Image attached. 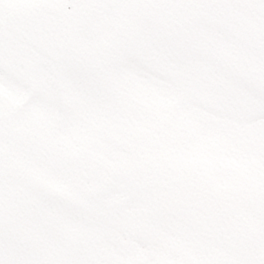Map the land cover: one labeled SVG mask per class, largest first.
<instances>
[{
  "label": "snow or ice",
  "instance_id": "1",
  "mask_svg": "<svg viewBox=\"0 0 264 264\" xmlns=\"http://www.w3.org/2000/svg\"><path fill=\"white\" fill-rule=\"evenodd\" d=\"M0 264H264V0H0Z\"/></svg>",
  "mask_w": 264,
  "mask_h": 264
}]
</instances>
